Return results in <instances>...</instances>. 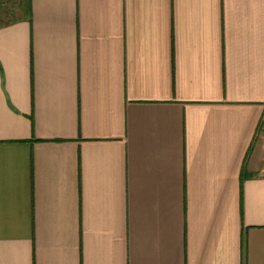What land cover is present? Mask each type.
<instances>
[{"label":"crops","instance_id":"1","mask_svg":"<svg viewBox=\"0 0 264 264\" xmlns=\"http://www.w3.org/2000/svg\"><path fill=\"white\" fill-rule=\"evenodd\" d=\"M0 264H264V0L1 27Z\"/></svg>","mask_w":264,"mask_h":264},{"label":"trees","instance_id":"2","mask_svg":"<svg viewBox=\"0 0 264 264\" xmlns=\"http://www.w3.org/2000/svg\"><path fill=\"white\" fill-rule=\"evenodd\" d=\"M17 3H15L16 11L14 10L12 12L11 16H14V20L4 21L0 19V28L9 26L13 23H16L17 21H20L21 19H28L31 15V0H16Z\"/></svg>","mask_w":264,"mask_h":264},{"label":"rangeland","instance_id":"3","mask_svg":"<svg viewBox=\"0 0 264 264\" xmlns=\"http://www.w3.org/2000/svg\"><path fill=\"white\" fill-rule=\"evenodd\" d=\"M17 3L16 0H0V19L4 21L14 20V16L12 15V12L16 8L14 5Z\"/></svg>","mask_w":264,"mask_h":264}]
</instances>
